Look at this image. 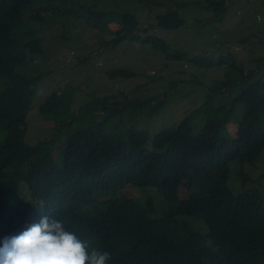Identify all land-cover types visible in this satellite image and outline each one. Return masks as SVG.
<instances>
[{
  "label": "trees",
  "instance_id": "1",
  "mask_svg": "<svg viewBox=\"0 0 264 264\" xmlns=\"http://www.w3.org/2000/svg\"><path fill=\"white\" fill-rule=\"evenodd\" d=\"M200 1L217 20L226 11V0ZM66 3L0 0V79H4L0 130L5 133L0 144V246L5 237L19 235L50 215L64 219L70 229L90 238L94 247L109 252L108 264H264V199L255 190L235 193L228 185L230 162L254 165L264 150V80L251 79V73L230 65L225 80L207 90L201 106L204 125L194 132L186 116L158 132L151 149L146 148L144 131L128 129L122 137L113 135L115 128L107 129L108 122L122 114L151 115L158 103L150 109V100L136 106L125 98L120 103L95 102L93 119L72 130L59 163L38 146L23 142L26 115L40 79L17 73L16 68L34 63L42 52L41 40L33 39L26 27L64 14L60 8ZM78 14L91 28L111 32L116 40L141 39L135 34L138 20L130 13ZM154 19L164 30L184 24L178 10H165ZM111 23L117 31L108 29ZM142 42L170 54L155 36ZM193 61L199 66L217 65L203 58ZM231 88L237 94L230 101L213 105L214 94L223 90L230 95ZM61 100V94L52 93L38 111L52 114ZM87 108H80L66 124L73 126ZM129 108L132 112L126 113ZM126 186L158 190L167 206L163 218L151 219V209L144 202L120 195ZM180 191L186 195L183 199L178 197ZM175 216L203 220L206 233H196ZM207 239L219 245L220 255L204 247Z\"/></svg>",
  "mask_w": 264,
  "mask_h": 264
},
{
  "label": "rangeland",
  "instance_id": "2",
  "mask_svg": "<svg viewBox=\"0 0 264 264\" xmlns=\"http://www.w3.org/2000/svg\"><path fill=\"white\" fill-rule=\"evenodd\" d=\"M225 5V13L217 20L200 0H67L60 8L64 14L27 24L32 38L41 40L42 52L34 63L27 61L16 68L17 73L39 75L40 79L26 115L23 142L38 146L59 163L61 148L72 130L88 125L96 113L92 105L102 100L120 103L124 98L136 106L150 100V109L158 103L151 115L122 114L110 120L107 129L115 128L114 136L124 137L128 129L144 131L148 134L146 148L151 149L158 132L176 126L186 116L192 120L194 132L198 131L204 125L201 106L207 90L225 80L230 65L246 75L251 73V79L264 80V0H226ZM165 10H178L184 24L176 30L158 28L154 17ZM78 11L83 16L85 11L130 13L138 20L135 34L141 39L116 40L111 32L91 28ZM107 27L118 30L114 23ZM151 36L166 45L170 54L142 42ZM193 58L212 60L217 65L199 66ZM116 71L128 75L112 77ZM3 84L4 79H0V90ZM231 89L230 95L223 90L214 94L213 105L230 101L237 94V89ZM52 93L61 94L60 107L52 114H41L38 106ZM84 107H88L85 116L76 119L73 126L66 124ZM127 111L132 112V108ZM4 140L5 133L0 130V144ZM228 169V185L235 193L255 190L264 199V150L254 165L232 161ZM119 193L144 202L153 220L162 219L167 212L160 192L154 188L126 186ZM25 195L24 191L20 194L23 199ZM185 196L178 192L180 199ZM175 217L200 235L207 231L201 219Z\"/></svg>",
  "mask_w": 264,
  "mask_h": 264
},
{
  "label": "clouds",
  "instance_id": "3",
  "mask_svg": "<svg viewBox=\"0 0 264 264\" xmlns=\"http://www.w3.org/2000/svg\"><path fill=\"white\" fill-rule=\"evenodd\" d=\"M204 247L220 255L214 240L207 239ZM111 258L109 252L94 247L90 238L70 229L64 219L50 215L19 235L5 237L0 246V264H108Z\"/></svg>",
  "mask_w": 264,
  "mask_h": 264
}]
</instances>
